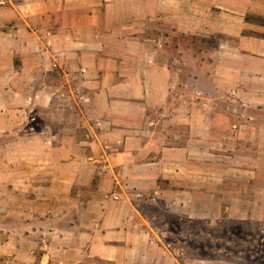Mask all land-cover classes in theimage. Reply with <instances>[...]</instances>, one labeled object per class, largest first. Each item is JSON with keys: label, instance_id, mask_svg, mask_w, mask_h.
I'll return each instance as SVG.
<instances>
[{"label": "rangeland", "instance_id": "rangeland-1", "mask_svg": "<svg viewBox=\"0 0 264 264\" xmlns=\"http://www.w3.org/2000/svg\"><path fill=\"white\" fill-rule=\"evenodd\" d=\"M108 2L113 3L108 10H114L109 24L123 22L124 36L141 42L133 46L134 43L126 44L109 36L106 42L113 53L110 56L121 59L119 64L129 70L136 66L148 69L152 58L154 66L168 67L176 78L167 107L148 112L154 124L148 126L153 131L147 132V137L153 140L156 151L144 160L159 156L165 147L179 152L188 143L193 152L188 161L180 153L174 155V167L160 177L158 192L142 197L130 192L129 197L151 218L156 239L178 251L184 264H264V128L253 127L256 136L249 139L246 132L251 128H235L231 124L244 123L249 116L262 119L264 112L214 111L217 105L228 106L229 102L228 98L212 94L209 82L203 78L213 56L218 54L220 36L207 39L182 31V0ZM105 3L88 0V7L107 10ZM6 4V0H0V7ZM189 5L190 10L194 6L191 0ZM121 10L132 13L120 16ZM4 19H0V264H101L88 258L79 239L70 243L55 236L65 230L74 215L62 204L78 196L85 199L89 193L83 186L69 192V185L62 181L69 168L62 164L67 153L55 151L54 147L66 143L59 137L51 142L36 137L42 131L45 135L55 132L68 136L70 127L55 126L69 118L60 109L68 101L58 98L56 88L81 86L75 74L83 73V67L90 72L98 59L95 53L100 50L95 43L88 44L87 65L79 63L68 69L57 62L37 66V53L14 46L12 41L19 20ZM191 21L194 20L190 18ZM47 45L50 47L51 43ZM69 50L72 49L67 46L64 55ZM50 52L52 58L60 56L57 50ZM124 55L131 60L124 61ZM9 60L15 66L4 70ZM63 68L74 77L65 76ZM154 78L157 83L161 81L159 73H154ZM197 87L203 92L201 96L195 93ZM42 88L44 96L39 98L36 92ZM39 102L46 107H39ZM193 103L199 108L195 111L200 122L196 131L204 142H188L192 134L188 125L179 118L170 121L165 116L172 111L178 117L184 116L186 109H174ZM79 128L83 133L85 128ZM120 145L114 143L112 148H106L116 150ZM170 175L172 179L166 177ZM117 193H121L120 187ZM167 198L177 201L174 207L165 202Z\"/></svg>", "mask_w": 264, "mask_h": 264}, {"label": "crops", "instance_id": "crops-1", "mask_svg": "<svg viewBox=\"0 0 264 264\" xmlns=\"http://www.w3.org/2000/svg\"><path fill=\"white\" fill-rule=\"evenodd\" d=\"M95 1L102 5L106 1L107 10L88 7V0H6L7 4L0 7V19L19 20L12 41L14 46L37 53L34 55L37 66L56 62L66 69L79 63L87 65L88 44L95 43L100 50L95 53L98 59L90 72L83 67V73L75 74L81 86L56 88L58 98L68 101L60 109L69 118L55 126L70 127L68 136L55 132L45 135L44 131L36 136L48 142L59 137V141L66 143L54 147L55 151L67 153L62 164L69 168L62 175V181L69 185V192L73 187L83 186L89 193L85 199L78 196L62 204L61 207L69 208L74 215L65 230L56 232L55 236L70 243L79 239L80 245L86 247L88 258L101 264H184L178 258V251L156 239L151 218L129 197L130 192L137 197L158 192L160 177L174 167V155L180 153L186 161L193 155L188 143L177 153L174 148L165 147L159 156L144 160L156 151L151 144L153 140L147 137V132L153 131L148 126L154 124L148 112L155 107H167L176 78L168 67H155L152 58L148 60V69L122 67L119 64L122 60L112 57L109 51L108 37L134 43L133 46L141 42L124 36L123 22L109 24L114 10L108 9L113 3ZM191 3L194 6L189 10V0H182L180 29L207 39L220 36L221 40L218 54L213 56L208 74L203 76L212 94L229 99L228 106L217 105L214 111L264 112V0H191ZM131 13L121 10L120 16ZM190 18L194 20L191 23ZM67 46L72 50L64 55ZM51 50L59 51L60 56L52 58ZM123 57L124 61L131 60L127 55ZM14 66L11 60L4 70L10 71ZM66 72L64 69L68 78L74 77L73 73ZM154 73H159V83ZM89 74L92 75L89 77ZM77 89H80L79 95ZM195 91L199 96L203 94L198 87ZM44 92L43 88L38 89L36 96L41 98ZM40 104L39 107H46ZM185 109L184 116L178 117L174 111L165 116L170 121L179 118L182 124L188 125L192 133L188 142H204L196 131L200 122L195 111L199 108L193 103L174 110ZM231 124L235 128L240 125L251 128L246 136L253 139L256 134L252 128H264V113L262 119L249 116L244 123ZM79 127L85 128L83 133ZM233 133L236 138V131ZM114 143L121 145L116 150H107ZM21 184L27 185L25 181ZM119 187L121 193H117ZM165 202L171 207L177 203L172 198ZM184 205L180 201V206Z\"/></svg>", "mask_w": 264, "mask_h": 264}]
</instances>
